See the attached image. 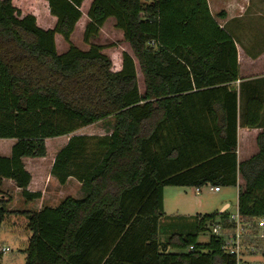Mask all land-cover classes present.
Instances as JSON below:
<instances>
[{"label":"trees","instance_id":"1","mask_svg":"<svg viewBox=\"0 0 264 264\" xmlns=\"http://www.w3.org/2000/svg\"><path fill=\"white\" fill-rule=\"evenodd\" d=\"M44 1L56 18L51 28L0 0V139H16L11 157L0 156V187L12 179L26 201L40 198L28 190L23 157L46 156L47 138L109 118L113 126L106 135L74 134L57 153L51 174L61 184L76 178L83 196L23 212L32 232L25 264H236L224 250L235 225L228 209L197 215L199 231L221 226L207 243L197 234L164 246L158 239L169 185L229 187L241 176L246 241L260 235L264 218V129L258 153L241 162L237 154L239 124L261 127L264 102L241 95L250 81L235 86L238 50L208 0ZM83 12L86 50L71 40ZM111 18L132 50L119 70L94 42ZM58 35L69 44L64 52ZM1 195L0 226L9 201Z\"/></svg>","mask_w":264,"mask_h":264},{"label":"rangeland","instance_id":"2","mask_svg":"<svg viewBox=\"0 0 264 264\" xmlns=\"http://www.w3.org/2000/svg\"><path fill=\"white\" fill-rule=\"evenodd\" d=\"M15 4L21 10L23 15L34 14L40 26L44 28H51L56 23V18L53 17L48 8V3L44 0H14ZM145 3H150V0H143ZM89 21L86 13L83 12V17L76 25V29L71 37L73 44L81 49H88L89 45L84 41V33L86 25ZM264 28V23L260 25V30ZM97 44L105 46L104 53H106L114 61V69L119 70L122 66L123 53H132L129 44L124 40L123 32L115 27V20L109 19L108 22L101 28L100 36L94 41ZM57 48L59 52H64L69 48V44L63 39L62 36H57ZM138 79L140 90L143 92L145 89L143 75L138 70ZM264 72V71H263ZM262 72H256L255 74L246 75L248 78L264 79ZM255 76V77H254ZM263 78H262V77ZM249 82V81H246ZM246 87V86H245ZM241 88V95H243V89ZM245 97L249 93L248 89H245ZM248 91V92H247ZM263 97V98H262ZM260 97L264 102V95ZM249 98V97H248ZM241 106H245L246 100L241 96ZM243 110V108H242ZM113 119H107L98 122L96 125L87 128H81L76 133L88 132L93 134L108 133L112 130ZM242 126V125H241ZM60 142L51 140L48 143V160L54 155L56 145ZM10 142L1 141L0 151L6 153ZM16 186L6 181L3 184V193H9L11 196V202L8 205L10 213H8L1 226H0V249L9 248L8 251L3 252L2 260L0 264H25L26 262V248L28 247V239L31 236V231L26 227L25 221L22 218V211L29 209L31 203H26L21 192L15 190ZM63 195H71L73 197L78 196L75 185H68L64 187L61 192ZM167 214H165L159 221V242L164 246L168 242L178 235L197 234V243L203 244L210 241L213 234H215V226H212L208 231H199L197 225V214L203 216L205 214H211L214 212H220L223 207V203L229 202V211L234 212L238 205V189L236 186L224 187L222 186L220 192H214L209 189V185L203 186L201 192H196L194 186H174L169 185L165 187ZM64 197V196H63ZM34 207L38 206V203L33 204ZM181 206L188 215L184 217L178 216L176 213L172 214L177 208ZM21 214V215H20ZM210 226V225H209ZM208 226V227H209ZM260 235L253 239V242L247 238V243L255 245L258 250L255 255H249L247 253L246 260L255 262L256 264H264V230L263 228L257 230ZM171 252H183L185 250L170 248Z\"/></svg>","mask_w":264,"mask_h":264},{"label":"crops","instance_id":"3","mask_svg":"<svg viewBox=\"0 0 264 264\" xmlns=\"http://www.w3.org/2000/svg\"><path fill=\"white\" fill-rule=\"evenodd\" d=\"M208 5L211 14L215 18V20L218 22V24L221 27H223L232 36L236 44L238 50L239 67H240L239 68L240 82L238 83V81H236L234 83L235 86L238 89L242 86L243 82L250 81L249 86H247L245 89H248V91L250 90L249 93L251 94V96L257 95L262 97L264 95V79L258 80L249 77L247 78L246 75L249 76L250 74H255L256 72H262L264 74L263 72L264 71V28L260 30V25L264 23V0H208ZM239 100L241 101V96ZM242 108L243 107L241 106L240 103V109H239L240 120H241ZM96 124L97 123L82 128L91 127ZM261 125H262L261 127L250 128V127L241 126V124H239L238 146H237L238 162L244 161L252 157L256 153H258L259 145L257 142V137L259 133L264 129V110L262 113ZM76 132L69 135L47 138L45 140L47 153L46 156L44 157H27V156L23 157L24 166L32 177L28 185V190L30 192L41 193L40 198L34 199L33 201H29V202L25 200L26 203H31L29 205L30 207H28L29 209L18 211L19 213H22V215L21 214L20 215L25 221V225L27 228H28V219L26 215L23 214V212H39L44 207L58 206L62 200L68 197L67 195H63L64 197L63 196L61 197L60 195L64 187H67L68 185L69 186L75 185L78 192V196L75 198H80L83 196V192L81 190V183L76 178L69 177L65 184H61L58 181V179L51 174L55 157L57 153L68 143L70 137L74 134L106 135L109 134L110 132L103 134H93L88 132L76 133ZM51 140L60 143L59 145H56L54 155L52 156L51 159L48 160L47 158L48 143ZM1 141H8L10 142V145L6 153H1L0 151V156L11 157L12 148L16 143V139L2 138L0 139V142ZM6 181L12 182L16 186L15 190L22 193V189L16 185L14 180L8 178L3 179L2 185L0 187L1 192H4L2 188H3V184ZM243 183H244L243 178L241 176H238V185L236 186L238 189V193H239V185ZM1 196L4 197L5 199L6 198L9 199L7 203V209H8V205L12 200L11 196L9 195V193H3ZM34 203H38V206L34 207L33 206ZM229 207H230L229 202L223 203V207L221 208L220 212L222 213L227 209L229 210ZM183 208H187V207L181 206L180 209L177 208L176 210H174L172 214L176 213L180 217H184L183 215H188V213ZM164 210H165V214H167L165 188H164ZM8 213H10L9 209H8ZM8 213H6V215ZM30 237L27 241L28 245H29ZM168 251H171L170 248L168 249Z\"/></svg>","mask_w":264,"mask_h":264},{"label":"built area","instance_id":"4","mask_svg":"<svg viewBox=\"0 0 264 264\" xmlns=\"http://www.w3.org/2000/svg\"><path fill=\"white\" fill-rule=\"evenodd\" d=\"M239 82L240 80H238V83ZM207 185H209V189L214 192H220L222 188L221 186H214L211 184ZM202 187H196V192L200 193ZM230 218L232 221H234L235 225L231 234V241L227 242L224 247L225 252L235 256L236 264H256L255 262L246 260L247 253H249V255H253L255 252H257L258 249L254 245L246 242L245 223L242 221L238 205L236 210L234 212H231ZM258 225L264 230V218H260L258 220ZM213 226L216 227L215 234H222L221 226L219 225V223H214ZM190 248L193 249V246H191ZM8 250V247L2 248L3 252H6Z\"/></svg>","mask_w":264,"mask_h":264},{"label":"water","instance_id":"5","mask_svg":"<svg viewBox=\"0 0 264 264\" xmlns=\"http://www.w3.org/2000/svg\"><path fill=\"white\" fill-rule=\"evenodd\" d=\"M221 213V212H220Z\"/></svg>","mask_w":264,"mask_h":264}]
</instances>
